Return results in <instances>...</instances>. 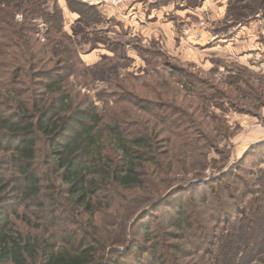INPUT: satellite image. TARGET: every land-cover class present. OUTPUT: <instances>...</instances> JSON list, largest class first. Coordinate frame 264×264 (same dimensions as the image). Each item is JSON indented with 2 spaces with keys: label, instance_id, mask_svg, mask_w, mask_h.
Listing matches in <instances>:
<instances>
[{
  "label": "trees",
  "instance_id": "obj_1",
  "mask_svg": "<svg viewBox=\"0 0 264 264\" xmlns=\"http://www.w3.org/2000/svg\"><path fill=\"white\" fill-rule=\"evenodd\" d=\"M49 2L0 0V160L6 157L10 166L4 173L0 169V264H103L110 257L104 253L107 241L93 224L121 206L143 219L149 210L165 207L164 224L140 227L152 258L144 264H181L178 256L191 246L205 251L213 229L218 237L206 248L208 255L201 252L211 256L202 264H264V197H254L252 188L264 194V166L252 162L256 170L247 172L254 181L238 177L235 187L217 177L193 180L173 192L195 189L191 194L165 205L164 191L180 171L189 170L186 156L202 151L205 143L189 130L176 132L173 124L165 127L174 139L162 136L163 129L149 124L135 101L101 108L82 94L78 81L85 86L100 66H85L77 46L90 34L84 26H96L100 12L81 0H67L80 15L77 42L63 31L57 1L52 8ZM41 155L51 179L41 176ZM204 185L209 189L200 191ZM47 206L72 217L75 228L64 221L68 229L61 240L40 221L38 213ZM224 223L230 228L224 230ZM165 237L176 241L163 243Z\"/></svg>",
  "mask_w": 264,
  "mask_h": 264
},
{
  "label": "rangeland",
  "instance_id": "obj_2",
  "mask_svg": "<svg viewBox=\"0 0 264 264\" xmlns=\"http://www.w3.org/2000/svg\"><path fill=\"white\" fill-rule=\"evenodd\" d=\"M56 1L64 15L63 31L77 41L74 30L76 26L79 28L75 23L80 15L69 7L67 0ZM81 1L96 6L101 17L96 26H84L90 34L79 38L80 59L85 66L97 64L100 70L87 76L85 86L78 81L79 91L101 108L117 106L115 101L123 107L135 101L143 107L148 123L163 129L162 136L174 139L165 127L173 124L176 132L189 130L198 143H205L202 151L195 150L186 156L189 170L180 171L173 187L164 191L165 205L172 207V201L191 194L194 188L189 192H173L193 180L217 177L218 183L235 187L241 177L252 183L254 179L247 172L255 169L252 162L264 166V4L256 0H238L235 4L233 0ZM54 3L55 0H50V8ZM178 142L183 144L182 140ZM43 157L39 160V171L48 180L50 169ZM9 168L4 157L0 169L4 173ZM224 173L229 176L223 177ZM218 183L209 185L215 187ZM206 188L209 189L204 185L199 189ZM252 188L254 197L259 194L258 197H264L256 192L255 185ZM230 192L234 193L233 188ZM236 193L240 200L241 193ZM51 209L47 206L38 213L40 221L48 223L50 231L61 240L67 228L64 221L69 229L75 225L71 216L63 211L54 214ZM164 209L162 206L155 212L149 210L152 213L144 219L136 210L131 213L123 206L118 211L112 209L113 214L99 215L93 229L107 241L104 253L110 256L103 264L151 261V254L147 253L150 244L143 240L140 227L143 224L155 227L152 221L164 224ZM224 224V230L230 228ZM214 231L206 248L216 242L218 235L213 236ZM169 241L176 239L162 240L167 244ZM198 248L191 246L183 251L178 256L179 262L202 264L211 258H207L206 248L205 251Z\"/></svg>",
  "mask_w": 264,
  "mask_h": 264
}]
</instances>
